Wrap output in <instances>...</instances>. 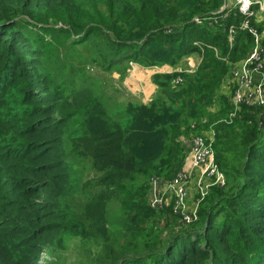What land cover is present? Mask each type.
Wrapping results in <instances>:
<instances>
[{"label": "trees", "instance_id": "obj_1", "mask_svg": "<svg viewBox=\"0 0 264 264\" xmlns=\"http://www.w3.org/2000/svg\"><path fill=\"white\" fill-rule=\"evenodd\" d=\"M224 2L0 0V264H36L44 249L58 264H264L263 104L236 110L219 97L214 149L227 181L197 221L164 229L146 202L148 177L178 167L185 117L213 103L255 44ZM57 32L104 71L129 58L183 68L154 75L163 100L107 115L89 90L53 84L44 50Z\"/></svg>", "mask_w": 264, "mask_h": 264}, {"label": "rangeland", "instance_id": "obj_2", "mask_svg": "<svg viewBox=\"0 0 264 264\" xmlns=\"http://www.w3.org/2000/svg\"><path fill=\"white\" fill-rule=\"evenodd\" d=\"M236 0H225L221 10L226 6L235 3ZM258 3V8L253 10V17L256 25L248 26L241 29H248L254 34L255 44L250 52L242 59L232 62L228 73L217 91V95L210 106L200 111L197 119L188 120L182 123L178 136L182 145H187V141L198 137L202 140L199 150L203 151V159H198L196 154H191L190 146L178 152L170 154L171 165L173 168L178 167L173 172L172 177L165 174H151L147 180L146 202L149 207L160 210L158 221L163 224L166 229L167 223L173 224L169 229L176 228L198 220V209L200 204L209 196L213 186L224 187L226 177L219 168L220 164L217 159V152L214 149L215 136H208V131L213 130L212 119L218 115L220 111L219 97L226 96L238 110L241 104L255 106L264 105V1L254 0ZM249 17V18H250ZM61 26V24H57ZM260 28V29H259ZM259 30V32L257 31ZM43 37L52 38L49 34L41 33ZM75 36V35H73ZM71 37L66 38L62 32H57L55 38L49 41V47L44 50L45 65L51 70L55 87L70 96L78 90L87 89L91 96L98 103L107 115H113L118 110L123 112L124 103L128 100L133 102L149 103L155 99L163 100L164 96L160 89L152 83V79L156 73L169 74L177 72L180 67H141L132 62V59L120 61L118 67L109 71H104L96 65L98 61L92 62L88 58L73 55V51L78 47L77 44H70ZM256 53L257 60H253L250 55ZM245 61V62H244ZM189 71L196 68L197 57L189 56L184 63ZM259 64V68L255 70V65ZM84 67L83 69H81ZM166 80V78H165ZM177 83L176 80L172 84ZM70 99V97H69ZM214 133V130H213ZM76 146V144H75ZM69 150L73 147L69 144ZM192 165V168H191ZM181 176L186 181V191L183 197L173 194L170 190V182L172 178ZM167 183V188L162 192L155 191L159 181ZM196 185V192L190 196L189 186ZM204 186V188H202ZM192 216L189 220L187 217ZM184 218V219H183ZM175 223V224H174ZM182 228V227H181ZM123 241V238H121ZM36 264H58L55 260L54 252L42 251Z\"/></svg>", "mask_w": 264, "mask_h": 264}, {"label": "built area", "instance_id": "obj_3", "mask_svg": "<svg viewBox=\"0 0 264 264\" xmlns=\"http://www.w3.org/2000/svg\"><path fill=\"white\" fill-rule=\"evenodd\" d=\"M264 1V0H262ZM235 5L237 6L238 10L240 11V13L244 16V20L241 24V27H247L248 26V19L250 16H252L253 11H252V6L254 4H258L255 3L254 0H236L235 1ZM259 5V4H258ZM232 31V29H231ZM250 57L253 60H257L258 56H256V53H252L250 55ZM259 68V64L255 65V70H257ZM202 144V140L198 137H195L192 142H191V154H196L198 159H203L204 154L202 150H199V146ZM170 190L172 191V193L176 194L177 196L183 197L186 191V181L181 178V176H176L174 178H172L170 184ZM190 220V217H187ZM184 219V218H183Z\"/></svg>", "mask_w": 264, "mask_h": 264}, {"label": "crops", "instance_id": "obj_4", "mask_svg": "<svg viewBox=\"0 0 264 264\" xmlns=\"http://www.w3.org/2000/svg\"><path fill=\"white\" fill-rule=\"evenodd\" d=\"M233 4H234V3H232L231 5H233ZM244 62H245V61H244ZM164 67H169V66L164 65ZM213 134H214V133H213V130L210 129V130L208 131V136H209V137H213ZM187 143H188L187 145H185V146L183 145V148L186 147V150H188L189 146L191 147L190 141H187ZM191 168H192V165H191ZM196 187H197L196 185H190V186H189L188 189H189L190 196L193 195L194 192H196ZM166 188H167V183H166V182H162V180H160L159 183H158V186L155 188V191L158 192V191L160 190V191L162 192V191L165 190ZM202 188H204V186H203Z\"/></svg>", "mask_w": 264, "mask_h": 264}]
</instances>
